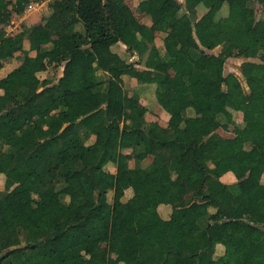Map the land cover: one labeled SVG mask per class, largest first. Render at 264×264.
I'll list each match as a JSON object with an SVG mask.
<instances>
[{
    "label": "trees",
    "instance_id": "1",
    "mask_svg": "<svg viewBox=\"0 0 264 264\" xmlns=\"http://www.w3.org/2000/svg\"><path fill=\"white\" fill-rule=\"evenodd\" d=\"M30 1L9 6L0 0V24ZM122 1L51 0L46 17L23 24L14 36L0 26V68L23 53L21 77L11 71L0 77V173L16 172L0 189V264H110L102 252L118 254L122 264H212L217 243L223 247L217 264H264V113L256 102L260 98L264 107V17L256 20L247 0H139L136 9L151 18L150 25L138 23L140 36L166 32L163 55L156 56L154 45L138 55L156 100L174 115L166 127L147 121L135 96L127 112L122 78L98 73L135 70L111 49L125 32ZM257 1L264 13V0ZM216 3L227 4L218 18ZM199 5L205 11L197 17ZM170 25L180 34L168 33ZM54 34L62 44L46 46ZM219 44L220 51H209ZM182 46L186 55L180 57ZM229 56L260 59L239 64L248 89L235 73H223ZM50 63L62 69L47 85L37 73ZM187 108L208 113L187 115ZM233 110L240 112L239 124ZM222 122L237 125V133L219 135ZM112 131L118 132L117 149L98 142ZM92 134L97 139L87 141ZM124 147L132 148L133 166ZM148 147L156 154L142 166ZM192 149L202 158L186 153ZM107 162L125 178L106 170ZM228 170L237 182L224 198L220 176ZM127 186L132 194L122 211L107 192ZM8 189L21 197L18 206L6 199ZM70 192L75 196L66 200ZM160 203L171 204L169 218L151 212ZM257 229L262 235L254 239Z\"/></svg>",
    "mask_w": 264,
    "mask_h": 264
},
{
    "label": "crops",
    "instance_id": "2",
    "mask_svg": "<svg viewBox=\"0 0 264 264\" xmlns=\"http://www.w3.org/2000/svg\"><path fill=\"white\" fill-rule=\"evenodd\" d=\"M178 1L181 2L182 4L184 3V0H178ZM124 2H125V0L122 1L121 3H119V8H120L122 15H123L125 32L123 33L122 37L117 42H115L114 44L111 45V49H112V51L117 52L127 62H132L133 66L137 72H135L136 74L132 73L131 70H133V69H131V68H125V69H121V70H116L114 68H111L108 71H104V72L111 75V76L119 75L122 78V81L124 84L127 81L130 82L132 84L130 86L132 89L130 90L129 94H128V92L126 94V89L122 85L124 93L126 95V99H127V97L129 98L130 96H135L136 97V103H137V109L147 121H157L159 124L168 127V124L166 121L167 120L173 121L174 115H171L168 111H166L159 104V102L156 100V98H155V84L153 82L146 80V78L143 76L142 71H141V70L148 68V67H146L140 59L138 60L139 56L137 57V55H139L140 52L146 51L152 45H154L157 49V52L155 53L157 57H160L161 55H163L164 47H163L162 38L166 32L155 31L153 33V35H151V36H148V37L140 36L141 31L138 29V23L140 22V23L150 25L151 24V18L148 14H145L143 12H139L136 9V5L139 2V0H136L132 5H129V8H126V10L124 8V5H125ZM36 5L34 4L33 7H36ZM27 13H29V10L26 11V14ZM38 22L39 21H34L32 23H38ZM170 26H172V25H170ZM169 27L167 29L168 33H171L173 35H179L180 34L179 28H177V27L173 28V30H175V29H177V30H175V32H171L169 30L170 29ZM221 47H222V44H219V45H216L214 48H212L209 51L217 53L218 51L221 50ZM24 48L28 49V52L31 55H33L35 53L34 50L29 49V43H28L27 39H24ZM181 52H184V54L186 55V49L184 46L180 47L179 56L180 57L185 56V55H181ZM229 57H233V56H229ZM229 57H227L226 60ZM239 58H241V57H239ZM1 68H5V67L2 66ZM1 68H0V70H1ZM60 68H62V66H60ZM138 68H141V70H137ZM223 68H225V67H223ZM170 70H171V72H174L175 67H172ZM138 72H140L142 75L141 79L139 77L140 73H138ZM228 72H232V71H228ZM228 72L223 71L224 74H226ZM98 73L101 74L100 71ZM4 75H6V74L5 73L0 74V77H3ZM240 75L244 78L242 73H240ZM237 76H239V75H237ZM242 77H240V79ZM244 82H245V79H244ZM126 99L124 102V109L127 112H130L125 108ZM201 111L203 113H201ZM206 113H208V111L206 109H196L194 111L190 108L186 109L187 115H193V114L194 115H203ZM232 114H233L234 120L238 123L240 118H241L240 112L238 110H233ZM222 124L223 123H221V125ZM224 124H232V123L225 122ZM221 125L218 126V128L216 129V132L219 135L223 136L219 132V128ZM232 125L236 126L237 131H238V126L235 124H232ZM237 131H236V133H237ZM114 135L115 134L112 131L110 137H108V138L98 137V142L100 144L109 145V146L117 149L118 148V135H116V136H114ZM233 136H227V137H233ZM224 137H226V136H224ZM96 139H97L96 136L94 134H92L90 137V140L95 141ZM109 141H110V143H109ZM152 148L153 147H148L145 150V157L140 162V164L142 166L148 165L151 162V160L154 158L152 156H149V153H148L149 151H153ZM121 151L124 152V154L127 157L128 154L132 151V148L131 147H124L121 149ZM146 158L148 159V161L146 160ZM128 164H129V166H133L134 162L130 163V160H129ZM105 169L109 170L111 172H116L120 178H123L122 177V170H117L114 162H107L105 164ZM220 179L227 184V188L225 189L226 191H229L230 188L235 189V183L237 182V179L231 171L228 170V171L224 172L220 176ZM191 180H192L191 178H187L185 181L189 183ZM262 182L264 183L263 180H262ZM184 187H185V183H184ZM225 190H224V192H225ZM110 191H112V190H110ZM125 191L128 192V195H127V200H128V198L132 194L131 188L129 186H127ZM232 194H231V196H232ZM222 196L224 198H226V196H224L223 194H222ZM121 210L127 211L128 207H125L123 209L121 207ZM150 210H151V212H155V213L159 214L163 218H169L170 213L172 211V206H171V204H168V203H160L158 205L152 206L150 208ZM175 230L180 231L179 228H176ZM216 248L219 249V252H218L219 254H221L223 252V247L220 244L217 243ZM112 253L114 254V252H112Z\"/></svg>",
    "mask_w": 264,
    "mask_h": 264
},
{
    "label": "rangeland",
    "instance_id": "3",
    "mask_svg": "<svg viewBox=\"0 0 264 264\" xmlns=\"http://www.w3.org/2000/svg\"><path fill=\"white\" fill-rule=\"evenodd\" d=\"M51 0H35V1H30L29 3L26 4V6L24 7V9L19 12H11L7 18V21L4 24H0V26L4 29V32L6 34H9L11 36H14L15 33H17L19 30L22 29L23 24H32V22L34 21H41L42 18L46 17L50 12H51V8L49 6ZM124 1V0H123ZM136 0H125L124 2V8L126 10V8H129V5H132ZM6 2L8 3V5L10 6L11 3L13 2V0H6ZM248 5L253 9V13H254V18L257 19H262L264 17V13L262 10V6L261 4L257 1V0H247ZM36 5V7H33V5ZM216 8H217V12L214 18H218L221 15H224L227 11V4L226 3H216ZM0 9H1V3H0ZM205 8L201 5H199L197 7V17L201 16L203 14V12ZM29 10V13L26 14V11ZM180 12H183V7L180 9ZM33 16V17H32ZM81 27L80 23H76L74 25V29H79ZM176 25H172L170 26L169 30L171 32H175V30H173V28H176ZM178 28V27H177ZM243 35L246 37H249V34L246 31H243ZM64 38L62 36H60L59 34H54L51 36L50 41L46 44V46L48 47H52L55 48L59 45L62 44ZM127 42V41H126ZM127 44V43H126ZM181 55H185L184 52H181ZM138 57V55H137ZM23 58V53L20 51H17L14 53V55L8 59H6L4 61L3 66L5 68H1L0 70V74H7L8 72H13V75L16 79H19L22 75V70L19 68V65L22 61ZM244 59H250V60H255V61H259L260 59L256 56L253 57H229L227 60H225L223 67V71L228 72V71H232L235 74L239 75L238 77H242L240 75L241 71H240V67L239 64L241 63L242 60ZM61 69L60 66L58 64L55 63H50L48 64L47 68L45 70L39 71L38 77L41 80H45L47 85L53 84L55 82H57L58 77L61 75ZM137 70H141V68H138ZM101 72V76H105L107 73H105L103 70L99 69L98 72ZM132 73L137 72L136 69L133 71L131 70ZM142 71V70H141ZM140 73V72H138ZM136 74V73H135ZM135 76V75H134ZM140 79L142 78L141 73L139 74ZM245 78H241L242 80V84L245 86V89H248V87L246 86L245 82H244ZM132 84L130 82H126L125 84L123 83V86L126 89V94L128 92V94L130 93V90L132 89L130 86ZM128 96V95H127ZM257 102V106L258 109L264 113V107L262 106L261 103V99L257 98L256 99ZM131 100L130 98L127 97L126 99V105L125 108L128 111H131L132 109V105H131ZM131 108V109H130ZM201 113H203L201 111ZM233 113V111H232ZM168 126L171 125L172 120H167L166 121ZM223 124L221 125V123L219 125V132L223 135V136H233L236 131H237V127L232 125V124H224L225 122H222ZM237 123V122H236ZM239 124V123H238ZM218 128V127H217ZM113 133L115 134L114 136L118 135L117 131H113ZM90 139H88L87 141H89ZM110 143V141H109ZM246 147H249L248 143H245ZM153 151H149V156L154 157L156 154L155 148H152ZM186 153H195L198 155L199 158H202L201 155L199 156V150L198 149H192V150H188ZM64 155V153L62 154H58L57 158H56V162H58L61 157ZM127 160L130 163L135 162L134 157H133V152L131 151L128 156H127ZM146 160L148 161V159L146 158ZM204 164H206V161H202ZM16 172L15 171H4L0 173V189L3 190L4 189V182H5V178L12 176L14 178ZM122 177L125 178L124 176V171H122ZM74 179H76V176H74ZM261 179L264 181V172L261 175ZM185 183V188L186 189H190L193 186V182L192 180L188 183L186 181H184ZM126 189V188H125ZM124 189V191L121 193L118 190L113 189L112 191H108L107 192V198L109 201H119L121 204L122 209L125 207H128L127 204V195L128 192H126ZM5 190V189H4ZM11 189L6 190L5 193V197L6 199H8V201L10 202V205L12 207H16L19 205V203L21 202V197L18 194L13 193L12 191H10ZM234 192L233 188H230L229 191H226L223 193L224 196L230 197L231 194ZM75 196L74 192H70L69 194L65 195V199H69L71 197ZM262 235V230L257 229L253 234H251L250 236L254 239H257L259 236ZM24 243L21 242L20 245H23ZM103 246H105V242L101 243ZM91 252V251H90ZM219 249L215 248V252L213 254L211 263L212 264H217L216 258L218 255H220L219 253ZM102 259H104L105 261H107L110 264H122L121 262V258L118 254L116 253H112V252H102L101 255ZM235 264H248L245 261H241V260H236Z\"/></svg>",
    "mask_w": 264,
    "mask_h": 264
}]
</instances>
